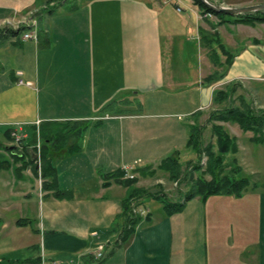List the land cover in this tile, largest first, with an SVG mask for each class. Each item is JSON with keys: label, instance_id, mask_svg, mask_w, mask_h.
Masks as SVG:
<instances>
[{"label": "crops", "instance_id": "obj_1", "mask_svg": "<svg viewBox=\"0 0 264 264\" xmlns=\"http://www.w3.org/2000/svg\"><path fill=\"white\" fill-rule=\"evenodd\" d=\"M47 2L0 0V264H264V141L241 130L247 145L225 154L237 190L186 197L203 152L192 137L202 144L210 128L201 109L232 104L241 79L264 83V37L246 29L264 22L205 15L193 0L181 12L164 0H87L57 14ZM22 16L35 21L36 40L1 33ZM192 33L200 73L189 76ZM15 126L23 140L12 150L5 131ZM37 142L52 185L36 177ZM169 157L196 173L188 190L145 185ZM165 199L182 207L169 212Z\"/></svg>", "mask_w": 264, "mask_h": 264}, {"label": "trees", "instance_id": "obj_2", "mask_svg": "<svg viewBox=\"0 0 264 264\" xmlns=\"http://www.w3.org/2000/svg\"><path fill=\"white\" fill-rule=\"evenodd\" d=\"M51 2L56 1V0H50ZM64 2L66 0H59L58 4H61L59 2ZM87 0H81V2H85ZM193 2L201 9L203 13H211L219 18H224L228 15L223 14V13H217L209 8H207L201 1L199 0H193ZM76 6V5H75ZM73 6V7H75ZM55 7V6H54ZM72 8V7H71ZM52 8L48 7V11H51ZM237 20L243 21V22H264V12L262 10L255 11V12H250V13H243V14H238ZM26 27L21 26L19 29H11L9 28L8 30H5L4 28L1 33H6V34H18L20 31L23 32V30ZM218 94H222V91H218ZM217 95V93L215 94ZM228 96V93H227ZM213 120H220V121H230V122H235L237 123L242 131H252L253 133V139L257 142H262L264 141V111L261 113L257 114L255 113L249 106L248 104H245L243 106H236V107H231V105H226L224 108H221L215 115V117L212 118ZM212 134L215 137V146L213 143H208L205 152L207 153L209 157V162L207 164V172L211 175V179L209 181H206L205 178L203 177H198V180L195 182L194 187H192L191 192L186 196H193L195 194H209L213 192H219L223 189H227L230 191L237 190V187L234 184L230 183L227 179V173L224 172L223 170L224 165L222 161V156L226 153H235L237 151V146H236V139L233 135L229 134V132L221 125L218 124H213L212 125ZM5 134L8 138H10L9 135V130L5 131ZM194 148L200 152L201 151V142H200V136L194 135L191 140ZM8 148V147H6ZM216 148V150H215ZM9 152L12 153L11 150L7 149ZM13 157H19L16 154H12ZM45 155L44 150L41 147V152L40 156L41 159ZM43 163V162H42ZM161 166L167 170L169 173L170 177L175 179L177 175H179L180 172V164L179 162L174 158V157H169L164 160V162L161 164ZM195 168L199 169V165L195 166ZM34 171L37 173L38 169L35 168L34 165ZM40 171H41V176L47 178L45 181L42 182V186L46 185H52L53 184V178H50L51 180L48 181L49 177H51L54 172L53 169L50 167L46 169V167L42 164L40 165ZM121 176H124L122 173ZM135 177L133 176L132 178H127L124 180V183L127 184L128 187H130L133 182H135ZM60 195V194H59ZM134 194H129L127 197V206H129V202L133 198ZM149 195V194H148ZM156 198H161L159 195H154ZM165 205L168 209L169 212H174L180 210L182 207V203H171L169 202L168 199H165ZM130 213V209H129ZM137 219L135 218L134 220H131V224H135ZM129 222V223H130ZM127 233H131L132 231V226L130 228L126 229ZM126 238V237H125Z\"/></svg>", "mask_w": 264, "mask_h": 264}, {"label": "rangeland", "instance_id": "obj_3", "mask_svg": "<svg viewBox=\"0 0 264 264\" xmlns=\"http://www.w3.org/2000/svg\"><path fill=\"white\" fill-rule=\"evenodd\" d=\"M58 1L59 0L51 2L50 0H48V2L45 5V7L46 8L47 7L52 8V10H51L52 12L51 13L57 14L59 11L60 12L65 11L64 8L65 9L66 8H71V7L77 5V4H79L81 2V0H66V1L63 0L64 3L61 5L62 7L57 9V8H54V6H56V4H58ZM211 1H213L215 3H218V4L227 5V6H242V5L264 3V0H211ZM186 2H187V0H184L185 9L188 8L187 5H186ZM59 3H62V1L59 2ZM197 9H198V12H199L200 8L198 7ZM43 12H44V10H43ZM262 12H264V10H262ZM20 19H24L23 16L21 18H19V20L5 19L4 21H2L3 25L6 28L5 30H8L10 28L9 26L12 27L13 25L17 24L20 21ZM21 26H24V27L28 28L26 30H28L30 32V30H31L30 29L31 28V23L30 22H23V25H20V27ZM212 27H213V25H212ZM246 29L248 31L252 32L253 34H255L256 36H259V34L261 33V38L264 37V24H261L260 26L257 25L255 28H250L249 27V28H246ZM188 40H192V41H188ZM214 42L217 45L218 41L215 40ZM186 44L184 46V52H186V51L194 52V53L191 54L192 56H188V57H185L183 59V62L186 63L188 74H189V76H192V74L194 72V69H195L196 73L199 74L200 73V52L201 51H200L199 42L196 39V36H195L194 33L187 35ZM244 44H250L249 39L246 40V38H245L244 39ZM241 81H243L245 84H241V86L240 85H236L235 88L234 87L232 88L233 91H231V94H230L231 99H232L231 100L232 104H230L231 107L238 106L237 103H238V99H239V96H240L242 98L244 97L243 102L247 101L245 104H248V106L255 113L259 114L262 111H264V88H263V84L264 83L263 84L260 83V86L257 89H254L253 86L250 85V82L249 83L245 82L247 80L241 79ZM259 81L261 82V80H259ZM221 86L222 85H219L218 88H220ZM216 93L218 94V92H214V94H216ZM150 99H152V98H150ZM213 99L215 100V96L214 95H213ZM134 106H135V109L142 108L143 111H145V109H147V110L159 109V108L153 107L151 105H147L145 107L144 106L143 107H139L138 104H135ZM224 107H225V105H221V103H216L215 101L207 103L206 105H204V107L201 109V112H200L201 115L203 116V121H204L205 118L209 117L207 120H208V124H209V127H210V128H208V130L210 132L212 131V125L214 123L218 124V125H221L229 132V134L233 135L234 137L237 136V137H235L236 146L237 147L241 146L242 144L245 145L246 143H244V141H243L244 140L243 136L247 135V134H244V133L242 134V131H241L242 129L240 128V126L237 123L230 122V121H220V120H213L212 119L213 117H215L217 112L219 110H221V108H224ZM16 128L18 129L19 133L23 137V134L20 132L19 127L15 126V128H12V130H10V133H9L12 141H13V139H12V136H11V131L16 130ZM57 129L59 131L60 128H57ZM209 131H208V133H206V137L207 138H204V140H202L201 146H202L203 152H201V156L198 158L197 155H193V157H192L193 160L198 159L199 169H197L196 173H197V175H199V177H203V178H206V177L207 178H209V177L211 178V175L207 172V164L209 162L208 161L209 157H208L207 153L205 152V148H206V146H207V144L209 142L213 143L215 137H213V140H211V137H209V135H210ZM249 133L252 134V132H249ZM3 138H4L3 135H1L0 136V140H2ZM213 145L215 146V142H214ZM252 145H253L252 143H249V146H252ZM215 150H216V148H215ZM226 154H229V153H226ZM224 156H225V154L222 156L223 163H224ZM228 156L230 157L231 154L226 155V157H228ZM183 165H185V164H183ZM223 171L226 172V173L228 172L227 169H224ZM39 173L40 172L38 171V175L36 176L38 178V181H39V179H42V177L39 176ZM196 173L193 174L192 177H191V175H189L188 170H185V169L180 170L179 175H177L176 177H181V179H180L181 181L179 183L175 184L173 180H169L167 178V176H169L168 172H163L162 173L161 171H158L157 177L148 178L146 180V182H144V183H145L146 186H149V188H151L153 190L159 189L158 185H161V187L163 189H165L169 194H175L177 192L178 188H181L182 190L183 189H187L188 190L190 185H191V180L193 179V176L196 175ZM133 207L137 208L136 205H133Z\"/></svg>", "mask_w": 264, "mask_h": 264}, {"label": "built area", "instance_id": "obj_4", "mask_svg": "<svg viewBox=\"0 0 264 264\" xmlns=\"http://www.w3.org/2000/svg\"><path fill=\"white\" fill-rule=\"evenodd\" d=\"M164 1H168V2H173L174 5H175V8L178 12H181L183 10H185V5H184V0H164ZM211 15V13H205V15ZM24 19H20V21L13 25L12 27L9 26L10 28H12L13 30L15 29H19V25H23V22H30L31 23V30L30 32L28 33H23L22 34V37L24 39H28V38H31V39H34L36 40L37 39V33H36V30H35V26H36V23L35 21L33 20H30L29 17H23ZM21 82V81H20ZM11 136H12V144L18 148L20 147L21 143H22V140H23V137L21 136V134L19 133L18 129L16 128V130H13L11 131ZM35 148H36V153H35V162H36V165H37V168H38V171L40 172V143L37 142L36 145H35ZM127 177H133V174H128ZM41 181V179H39V182ZM137 208L133 207V212L136 213L137 212ZM140 213H144L145 211H138ZM104 246L103 245H99L98 246V249L95 251V257L97 259H101L103 256H104V250H103ZM42 264H62L60 261L58 260H50V261H47V262H43L42 261Z\"/></svg>", "mask_w": 264, "mask_h": 264}, {"label": "water", "instance_id": "obj_5", "mask_svg": "<svg viewBox=\"0 0 264 264\" xmlns=\"http://www.w3.org/2000/svg\"><path fill=\"white\" fill-rule=\"evenodd\" d=\"M199 1H201L207 8H209L214 12L223 13L230 16L264 10V3L242 5V6H227V5L215 3L211 0H199ZM9 148L13 150L15 147L14 145H11L9 146Z\"/></svg>", "mask_w": 264, "mask_h": 264}, {"label": "bare ground", "instance_id": "obj_6", "mask_svg": "<svg viewBox=\"0 0 264 264\" xmlns=\"http://www.w3.org/2000/svg\"><path fill=\"white\" fill-rule=\"evenodd\" d=\"M19 27H20V25H19ZM26 29H28V28H26ZM29 31L28 30H23V33H28Z\"/></svg>", "mask_w": 264, "mask_h": 264}]
</instances>
